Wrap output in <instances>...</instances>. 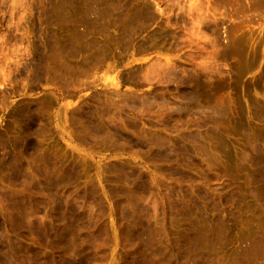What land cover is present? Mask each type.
<instances>
[{
  "label": "rangeland",
  "instance_id": "obj_1",
  "mask_svg": "<svg viewBox=\"0 0 264 264\" xmlns=\"http://www.w3.org/2000/svg\"><path fill=\"white\" fill-rule=\"evenodd\" d=\"M263 153L264 0H0V264H224Z\"/></svg>",
  "mask_w": 264,
  "mask_h": 264
},
{
  "label": "bare ground",
  "instance_id": "obj_2",
  "mask_svg": "<svg viewBox=\"0 0 264 264\" xmlns=\"http://www.w3.org/2000/svg\"><path fill=\"white\" fill-rule=\"evenodd\" d=\"M220 3V2H219ZM217 4V3H216ZM221 4V3H220ZM205 8V7H204ZM205 12V11H204ZM214 13V12H213ZM207 14V13H206ZM216 14V13H215ZM208 15V14H207ZM206 15V16H207ZM205 16V17H206ZM209 16V15H208ZM211 17V16H210ZM216 18V17H215ZM204 19V18H203ZM206 19V18H205ZM211 19H212V17H211ZM214 19V18H213ZM207 20V19H206ZM204 22V21H203ZM206 25V24H205ZM205 27V26H204ZM208 28H210V26L208 27ZM215 28V27H214ZM214 33H216V32H214ZM195 96V95H194ZM192 98H194V97H192ZM195 101V100H194ZM185 102V101H184ZM193 103V102H192ZM200 113V112H199ZM182 147V146H181ZM183 149V148H182ZM180 154V153H179ZM257 158V157H256ZM257 160V159H256ZM259 161V162H258ZM257 164H259L260 166H261V164H263L264 163V153L263 154H260V158H259V160H257ZM260 172H263V171H260ZM264 173V172H263ZM262 173V174H263ZM260 175V174H259ZM261 177V176H260ZM262 177H264V175H262ZM261 179V181H262V179L263 178H260ZM264 180V179H263ZM260 191H261V189H259ZM262 193H263V195H264V188L262 189V191H261ZM170 193V192H169ZM259 194V193H258ZM261 197V196H260ZM170 198V197H169ZM262 199V198H261ZM176 201V200H175ZM169 202V201H168ZM262 205V204H261ZM170 209V208H169ZM263 212H264V203H263ZM195 214V213H194ZM203 217V216H202ZM207 217V216H206ZM263 217V216H262ZM195 218H197V217H195ZM202 220H204V219H202ZM214 220V219H213ZM209 221V220H208ZM207 221V218H206V221H204V222H202V223H205V222H208ZM211 221V220H210ZM189 222V221H188ZM200 222V221H199ZM198 222V223H199ZM212 222V221H211ZM211 222L210 223H208V226L207 227H209V224H211ZM206 224V223H205ZM212 224H214V221H213V223ZM212 224H211V226H212ZM188 225H191V223L190 224H188ZM194 225H195V223H194ZM194 225H192V228L193 227H195ZM200 226H202V225H200ZM215 226V225H214ZM214 226H213V228L211 229H207V230H203V231H201L200 229L199 230H196L198 227H196L194 230H196V232H198L197 233V238H196V246H193V248L195 247V249L197 248V252L195 251V253L193 252V250H195V249H193L191 252H193V255L194 254H198L197 256L199 257V259H201V260H198L197 258V261H201V264H202V260L203 259H205V264H213L214 262H213V260H214V258H213V256L211 255V251L213 250L212 248L213 247H215V246H213L215 243V241L217 240V238H219L220 236V234L218 235V237L216 238V232L218 231H214V230H216V229H214ZM189 227H191V226H188L187 228H189ZM186 228V229H187ZM205 228V227H204ZM215 228H216V226H215ZM191 229V228H190ZM189 229V230H190ZM202 229V228H201ZM217 229H219L218 228V226H217ZM188 230V229H187ZM259 231L256 233V234H254L253 236H251V239L249 240V242H248V245H247V247H245V245L243 246V245H240L241 246V248L238 250V252H237V255L236 254H234V255H236V257H234L233 256V258H229L228 260L229 261H226L224 264H240L242 261H244L246 258V256H248L249 257V255H251V253H262V252H264V219H262V221H261V223H260V227H259V229H258ZM191 231H193V230H191ZM201 231V232H200ZM193 232H195V231H193ZM195 232V233H196ZM215 232V233H214ZM188 233H190V232H188ZM187 233V234H188ZM192 233V232H191ZM217 234H218V232H217ZM184 235V234H183ZM193 235H195V234H193ZM224 235V234H223ZM190 236V234L187 236V237H189ZM225 236V235H224ZM184 237H186V235L184 236ZM186 237V238H187ZM192 237V239H193V236H191ZM190 237V238H191ZM194 238H195V236H194ZM159 240V239H158ZM190 240V239H189ZM184 241H186V240H184ZM192 241V242H191ZM194 241H195V239H194ZM219 241V240H218ZM193 243V240H190L189 241V243ZM217 242V241H216ZM186 243H188V240L186 241ZM183 244H185L184 242H183ZM194 244V243H193ZM218 244V243H217ZM189 245V244H188ZM191 245V244H190ZM216 245V244H215ZM185 246H187V244L185 245ZM192 246V245H191ZM191 246H188V247H191ZM217 248V247H216ZM186 249V248H185ZM187 251H188V248H187ZM190 251V250H189ZM215 251H216V249H215ZM157 253V252H156ZM159 253V252H158ZM186 253H189V252H186ZM212 253H215V252H212ZM192 254V253H191ZM190 255V254H189ZM214 255V254H213ZM191 256V255H190ZM196 256V255H195ZM195 256H193V258H195ZM187 257H189V256H187ZM192 257V256H191ZM212 257V258H211ZM248 257H247V260H249L248 259ZM185 258H186V256H185ZM192 258V259H193ZM189 259H191V258H189ZM213 259V260H212ZM247 260H245L244 262H246ZM189 261V260H188ZM196 261V260H195ZM194 261V262H195ZM204 261V260H203ZM198 262V263H199ZM213 262V263H212ZM243 262V263H244ZM192 263H193V261H192ZM196 264H197V262H195ZM194 263V264H195ZM243 263H241V264H243ZM204 264V263H203ZM245 264V263H244Z\"/></svg>",
  "mask_w": 264,
  "mask_h": 264
}]
</instances>
